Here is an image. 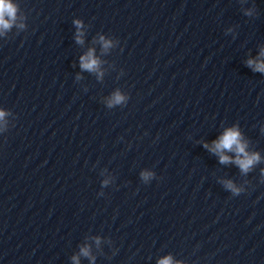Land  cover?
<instances>
[{
	"label": "clouds",
	"instance_id": "9594fccd",
	"mask_svg": "<svg viewBox=\"0 0 264 264\" xmlns=\"http://www.w3.org/2000/svg\"><path fill=\"white\" fill-rule=\"evenodd\" d=\"M17 7L11 2V0H0V30H7L11 28L13 23L16 21ZM77 27H80V21H75ZM103 39V38H101ZM77 42L82 43L81 36H77ZM110 42L105 41L104 47L108 48ZM264 56V51L261 53ZM255 63V71L264 72V61L256 62L249 60V66H252ZM98 66V60L94 57L93 51L89 52L81 57V67L88 71H95ZM124 100V97L119 93H116L113 97L111 103H121ZM5 113L0 111V118H3ZM205 147H208L205 144ZM246 143L242 141L241 134L237 128L227 129L223 135L219 137L218 140L213 141V146L210 148V151L219 155V160L221 163H235L242 172L247 173L254 164H256L260 157L257 153H249L246 151ZM225 152H234L235 159L225 155ZM227 187L231 188L234 193H238L239 189L229 181L227 182ZM82 254L85 256L89 255L87 248L81 250ZM159 264H172L171 258H165L159 262Z\"/></svg>",
	"mask_w": 264,
	"mask_h": 264
}]
</instances>
